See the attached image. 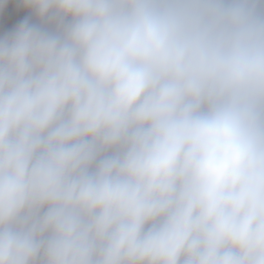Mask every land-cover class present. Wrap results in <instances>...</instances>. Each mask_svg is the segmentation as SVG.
<instances>
[{
	"label": "clouds",
	"instance_id": "1",
	"mask_svg": "<svg viewBox=\"0 0 264 264\" xmlns=\"http://www.w3.org/2000/svg\"><path fill=\"white\" fill-rule=\"evenodd\" d=\"M0 264H264V0H0Z\"/></svg>",
	"mask_w": 264,
	"mask_h": 264
},
{
	"label": "crops",
	"instance_id": "2",
	"mask_svg": "<svg viewBox=\"0 0 264 264\" xmlns=\"http://www.w3.org/2000/svg\"><path fill=\"white\" fill-rule=\"evenodd\" d=\"M27 16L26 11L18 8L15 3H10L4 15L0 16V34L10 31Z\"/></svg>",
	"mask_w": 264,
	"mask_h": 264
}]
</instances>
